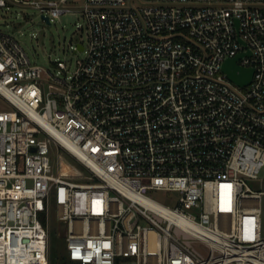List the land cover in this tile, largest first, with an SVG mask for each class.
Segmentation results:
<instances>
[{
  "label": "built area",
  "instance_id": "2783aa9c",
  "mask_svg": "<svg viewBox=\"0 0 264 264\" xmlns=\"http://www.w3.org/2000/svg\"><path fill=\"white\" fill-rule=\"evenodd\" d=\"M143 1L84 0V55L50 68L0 29V264H50L53 209L68 262L264 264V0ZM70 2L0 7L52 22ZM56 147L88 181L53 171Z\"/></svg>",
  "mask_w": 264,
  "mask_h": 264
},
{
  "label": "rangeland",
  "instance_id": "374dc122",
  "mask_svg": "<svg viewBox=\"0 0 264 264\" xmlns=\"http://www.w3.org/2000/svg\"><path fill=\"white\" fill-rule=\"evenodd\" d=\"M141 4L143 0H134ZM84 0H71L67 5L71 12L54 19L50 24L43 19L39 9L31 5L10 4L9 8L0 7V29L8 33H22L25 39L22 44L33 60L45 67H51V61H69L72 57L78 58L84 52L74 53L78 43L87 44L88 29L85 18L82 16ZM7 100L0 95V108H9ZM52 167L55 173H67L79 182L89 180L90 171L83 162L72 153L54 148L52 151ZM260 177L264 179V169ZM162 193L154 197L158 200L172 204ZM50 245L53 256L52 264H78L74 262H63L66 250L65 233L62 224L56 217V209H53L50 222ZM173 232L202 256H208L207 244L201 240L190 239L186 234L173 228ZM51 264V262H50Z\"/></svg>",
  "mask_w": 264,
  "mask_h": 264
},
{
  "label": "water",
  "instance_id": "95a60500",
  "mask_svg": "<svg viewBox=\"0 0 264 264\" xmlns=\"http://www.w3.org/2000/svg\"><path fill=\"white\" fill-rule=\"evenodd\" d=\"M44 20H46L48 24L51 23L48 17H44ZM242 55L243 54H239L235 58L228 59L224 64V70L234 82L239 85H246L252 80L254 70L252 68H241L237 64V60L241 58Z\"/></svg>",
  "mask_w": 264,
  "mask_h": 264
},
{
  "label": "trees",
  "instance_id": "16d2710c",
  "mask_svg": "<svg viewBox=\"0 0 264 264\" xmlns=\"http://www.w3.org/2000/svg\"><path fill=\"white\" fill-rule=\"evenodd\" d=\"M42 219H43V221L46 223L45 218L42 217ZM52 261H53V256H52V254H51V245H50V262H51V264H52ZM63 262H65V263L68 262V261H67V258H66V255H65V257L63 258Z\"/></svg>",
  "mask_w": 264,
  "mask_h": 264
}]
</instances>
